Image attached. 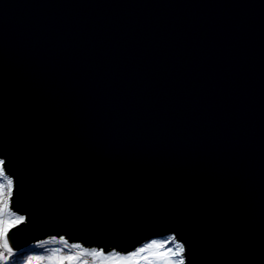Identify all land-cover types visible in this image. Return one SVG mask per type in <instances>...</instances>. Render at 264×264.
Segmentation results:
<instances>
[{
  "label": "water",
  "instance_id": "95a60500",
  "mask_svg": "<svg viewBox=\"0 0 264 264\" xmlns=\"http://www.w3.org/2000/svg\"><path fill=\"white\" fill-rule=\"evenodd\" d=\"M0 148L48 229L21 248L183 214L199 264H264V0H0Z\"/></svg>",
  "mask_w": 264,
  "mask_h": 264
},
{
  "label": "snow or ice",
  "instance_id": "6c2138e0",
  "mask_svg": "<svg viewBox=\"0 0 264 264\" xmlns=\"http://www.w3.org/2000/svg\"><path fill=\"white\" fill-rule=\"evenodd\" d=\"M26 189V176L15 154L0 148V264H18L20 257H23V264H199L194 255L197 242L193 221L183 214H161L151 218L147 228H160L169 235L164 239H148L131 250L119 251L113 247L106 251L102 246L87 247L82 239H69L63 234L34 238L33 245L21 248L22 235L48 231L31 232L36 215ZM51 229L69 234L75 230L71 225L57 224ZM49 244L57 246L50 251H39Z\"/></svg>",
  "mask_w": 264,
  "mask_h": 264
},
{
  "label": "trees",
  "instance_id": "16d2710c",
  "mask_svg": "<svg viewBox=\"0 0 264 264\" xmlns=\"http://www.w3.org/2000/svg\"><path fill=\"white\" fill-rule=\"evenodd\" d=\"M56 246H57V245H49V246H46V249H40L39 251H40V252H44V251H46V250L50 251L52 248H54V247H56ZM109 250H111V248H110ZM27 254H28V253L25 252V255H27ZM18 264H23V257H20V258H19Z\"/></svg>",
  "mask_w": 264,
  "mask_h": 264
},
{
  "label": "rangeland",
  "instance_id": "374dc122",
  "mask_svg": "<svg viewBox=\"0 0 264 264\" xmlns=\"http://www.w3.org/2000/svg\"><path fill=\"white\" fill-rule=\"evenodd\" d=\"M166 238V237H165ZM158 239H164V238H158ZM49 245H55V244H49ZM49 245H47V246H49ZM27 249V248H26Z\"/></svg>",
  "mask_w": 264,
  "mask_h": 264
}]
</instances>
